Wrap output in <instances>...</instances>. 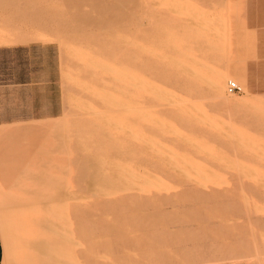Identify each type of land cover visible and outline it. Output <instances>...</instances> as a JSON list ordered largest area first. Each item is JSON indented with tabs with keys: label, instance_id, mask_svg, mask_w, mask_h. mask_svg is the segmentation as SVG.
Returning <instances> with one entry per match:
<instances>
[{
	"label": "rangeland",
	"instance_id": "obj_1",
	"mask_svg": "<svg viewBox=\"0 0 264 264\" xmlns=\"http://www.w3.org/2000/svg\"><path fill=\"white\" fill-rule=\"evenodd\" d=\"M0 127L3 264H264V0H0Z\"/></svg>",
	"mask_w": 264,
	"mask_h": 264
},
{
	"label": "crops",
	"instance_id": "obj_2",
	"mask_svg": "<svg viewBox=\"0 0 264 264\" xmlns=\"http://www.w3.org/2000/svg\"><path fill=\"white\" fill-rule=\"evenodd\" d=\"M0 235H1V233H0ZM3 253H4V243H3V238L1 235L0 236V264H3L2 260L4 261Z\"/></svg>",
	"mask_w": 264,
	"mask_h": 264
},
{
	"label": "built area",
	"instance_id": "obj_3",
	"mask_svg": "<svg viewBox=\"0 0 264 264\" xmlns=\"http://www.w3.org/2000/svg\"><path fill=\"white\" fill-rule=\"evenodd\" d=\"M229 89L230 90H240V87L235 83V82H233V81H230L229 82Z\"/></svg>",
	"mask_w": 264,
	"mask_h": 264
},
{
	"label": "bare ground",
	"instance_id": "obj_4",
	"mask_svg": "<svg viewBox=\"0 0 264 264\" xmlns=\"http://www.w3.org/2000/svg\"><path fill=\"white\" fill-rule=\"evenodd\" d=\"M207 22H208V21H207ZM141 24H142V23H141ZM138 25H139V24H138ZM205 28H206V27H205ZM39 38L42 39V37H39ZM43 38H44V37H43ZM36 39H37V38H36ZM144 83H145V82H144ZM213 85H214V84H213ZM105 88H106V87H105ZM146 88H147V87H146ZM217 88H218V86H217ZM148 89H151V88H148ZM219 89H220V88H219ZM108 90H109V89H108ZM104 91H105V90H104ZM108 92H109V91H108ZM158 92H159V91H158ZM159 93H160V92H159ZM159 93H158V94H159ZM220 97H223V96H220ZM207 98H208V97H207ZM120 99H121V98H120ZM120 99H119V100H120ZM122 99H123V98H122ZM113 100H114V99H113ZM126 100H127V99H126ZM192 100H193V99H192ZM122 101H123V100H122ZM124 101H125V100H124ZM114 102H115V101H114ZM114 102H113V103H114ZM116 102H117V101H116ZM112 110H114V109H112ZM0 128H1V129H0V132H1V131H4L3 128H5V127H0Z\"/></svg>",
	"mask_w": 264,
	"mask_h": 264
}]
</instances>
